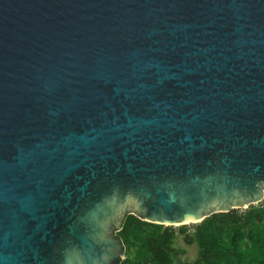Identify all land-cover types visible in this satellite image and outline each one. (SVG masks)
<instances>
[{
    "label": "water",
    "instance_id": "95a60500",
    "mask_svg": "<svg viewBox=\"0 0 264 264\" xmlns=\"http://www.w3.org/2000/svg\"><path fill=\"white\" fill-rule=\"evenodd\" d=\"M263 200L264 0H0V264Z\"/></svg>",
    "mask_w": 264,
    "mask_h": 264
},
{
    "label": "trees",
    "instance_id": "16d2710c",
    "mask_svg": "<svg viewBox=\"0 0 264 264\" xmlns=\"http://www.w3.org/2000/svg\"><path fill=\"white\" fill-rule=\"evenodd\" d=\"M117 235L126 255L117 264H264V200L180 226L128 214ZM180 237L189 246L198 245L195 260L177 246Z\"/></svg>",
    "mask_w": 264,
    "mask_h": 264
},
{
    "label": "rangeland",
    "instance_id": "374dc122",
    "mask_svg": "<svg viewBox=\"0 0 264 264\" xmlns=\"http://www.w3.org/2000/svg\"><path fill=\"white\" fill-rule=\"evenodd\" d=\"M175 226H180V225H175ZM177 246L180 248H185L187 249L188 253L186 255V258H189L190 260H195L197 256L199 255V247L197 244L189 246L183 239V237H180Z\"/></svg>",
    "mask_w": 264,
    "mask_h": 264
}]
</instances>
